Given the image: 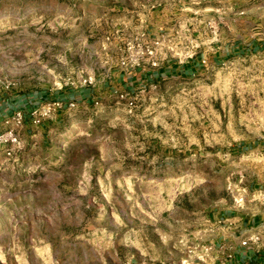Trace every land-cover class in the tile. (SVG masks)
<instances>
[{
	"label": "rangeland",
	"instance_id": "1",
	"mask_svg": "<svg viewBox=\"0 0 264 264\" xmlns=\"http://www.w3.org/2000/svg\"><path fill=\"white\" fill-rule=\"evenodd\" d=\"M81 90L0 143V264H205L264 218V0H0V109Z\"/></svg>",
	"mask_w": 264,
	"mask_h": 264
},
{
	"label": "crops",
	"instance_id": "2",
	"mask_svg": "<svg viewBox=\"0 0 264 264\" xmlns=\"http://www.w3.org/2000/svg\"><path fill=\"white\" fill-rule=\"evenodd\" d=\"M176 70V67L171 66L165 68L162 73L157 72L152 76L153 79H157L162 77V74L172 75ZM42 98H46V96H42ZM54 99L89 103L92 99V93L90 90H81L67 96L59 94L54 96ZM36 101L35 96L21 97L16 100L17 104L21 107H25L28 102H34L33 104H35ZM13 106L15 105L13 104ZM9 115L11 114L8 110L4 109V112H0V131L5 129L2 126V120ZM45 124L46 121L40 127H35L27 121L19 131L20 139H32L37 134L43 132ZM206 224L209 231L202 238L210 244L211 249L210 256L205 264H264V218L262 216L247 217L233 212H225L213 216L206 221ZM255 236L259 237V244H250L247 247L241 246L243 240Z\"/></svg>",
	"mask_w": 264,
	"mask_h": 264
},
{
	"label": "built area",
	"instance_id": "3",
	"mask_svg": "<svg viewBox=\"0 0 264 264\" xmlns=\"http://www.w3.org/2000/svg\"><path fill=\"white\" fill-rule=\"evenodd\" d=\"M66 102L50 100L40 105L37 109L25 113L23 111L13 112L8 117L2 120V126L5 128L1 131L3 134L0 136V143L4 146L9 145L5 150V155L11 157L16 149L21 147V139L19 131L23 128L24 124L28 121L32 126L40 127L43 122L52 118L57 114ZM73 106V104H71ZM259 237H250L241 242L242 247H247L250 244H259Z\"/></svg>",
	"mask_w": 264,
	"mask_h": 264
},
{
	"label": "trees",
	"instance_id": "4",
	"mask_svg": "<svg viewBox=\"0 0 264 264\" xmlns=\"http://www.w3.org/2000/svg\"><path fill=\"white\" fill-rule=\"evenodd\" d=\"M152 78H153V76L152 75H150ZM56 100H58V101H62V100H59V99H54V101H56ZM62 102H65V101H62ZM6 107L8 108V106L6 105ZM0 112H4V108L2 107L1 109H0Z\"/></svg>",
	"mask_w": 264,
	"mask_h": 264
}]
</instances>
